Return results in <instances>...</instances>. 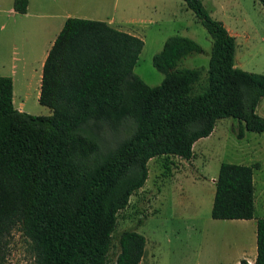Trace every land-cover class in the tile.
Masks as SVG:
<instances>
[{
	"label": "trees",
	"instance_id": "obj_1",
	"mask_svg": "<svg viewBox=\"0 0 264 264\" xmlns=\"http://www.w3.org/2000/svg\"><path fill=\"white\" fill-rule=\"evenodd\" d=\"M181 1L210 38L202 83V67H177L201 52L192 39L163 41L151 58L163 78L148 86L132 73L140 38L78 17L65 18L41 65L37 101L50 114L15 109L11 79L0 76V264L14 227L27 240L33 264H139L145 241L134 230L120 232L114 258L108 254L117 212L143 185L147 161L161 155L189 160L192 144L220 118L236 120V139L264 132V118L255 112L264 74L234 66L235 39L201 0ZM26 4L13 0L12 9L23 14ZM106 133L115 141L103 147ZM252 169L218 165L212 219L253 218ZM254 221V259L237 264H264V217Z\"/></svg>",
	"mask_w": 264,
	"mask_h": 264
},
{
	"label": "rangeland",
	"instance_id": "obj_2",
	"mask_svg": "<svg viewBox=\"0 0 264 264\" xmlns=\"http://www.w3.org/2000/svg\"><path fill=\"white\" fill-rule=\"evenodd\" d=\"M39 1H30V12L35 11ZM56 1L72 17L100 20L117 30L134 32L143 44L132 73L148 86L158 85L163 78L151 65V58L160 50L163 41L172 35L192 39L201 52L181 59L177 67H202L201 83L204 81L210 38L183 1ZM11 2L0 0V25H3L0 29V61L4 68H0V72L14 69L11 98L14 108L21 101L22 112L48 115L50 109L38 103L35 91L37 74L41 73V50L48 48L55 27L34 22L42 19L11 16L7 13ZM201 3L211 18L219 20L237 35L234 57L236 64H241L237 66L264 74V6L257 0H201ZM214 125L215 134L208 139H198L189 160L161 155L147 161L143 185L133 191L127 205L117 212L111 233L110 259L117 252L120 232L134 230L145 241L139 264H236L242 258L252 262L255 255L254 218L264 217V150L250 149L251 145L255 147L252 141L257 135L255 132L245 131L246 144L235 138L237 124L234 118H220ZM124 135L123 130L120 136ZM114 141L115 138L106 133L101 145L106 147ZM260 146L264 148V138L260 139ZM197 147L203 149L201 154ZM238 156H244L241 161L254 166L253 218L212 219L209 215L214 191L212 180L218 165L237 162ZM5 241V264H33L28 242L18 227L10 231Z\"/></svg>",
	"mask_w": 264,
	"mask_h": 264
},
{
	"label": "crops",
	"instance_id": "obj_3",
	"mask_svg": "<svg viewBox=\"0 0 264 264\" xmlns=\"http://www.w3.org/2000/svg\"><path fill=\"white\" fill-rule=\"evenodd\" d=\"M30 1L31 0H27L25 12L23 14H19V13L15 12L12 9V2H11V5L7 9V13L10 14L11 16H13V17L17 15V16H27V17H34L36 19H42V20H36L34 22L37 23V24L38 23L39 24H43L42 22H44V24L50 25L51 27H55V32H54L53 36L50 38V40L48 41V48H49L50 45H51V43H52V41H53V39H54V37L56 36V34L58 33V31L60 30V28H61V26H62L65 18L72 17V14H70L69 12H67L62 7H60V5L57 3L56 0H51V1H42V0H40L37 3V6L35 8V11L34 12H30L29 11ZM66 1L67 2H70L72 0H66ZM33 27L34 26H32V28ZM2 28H3V25H0V29H2ZM225 29L227 30V32L230 35H232L234 37V39H235V46H236V38H237V35L234 32H231L228 28L225 27ZM131 34L134 35V32H131ZM135 36H136V34H135ZM48 48L46 50H41V54H42L41 55V59L42 60H40V66L42 65L43 59L45 57V54H46ZM11 59H14V57H12ZM236 63H237V60L234 57L233 64H234L235 67L239 68L238 66L241 65V64H236ZM0 65H1L0 66L1 70H3L4 68L2 66L3 65L2 61H0ZM22 69H24V68H22ZM40 71H41V67H40ZM13 74H14V69H12V67L9 70H7V72H0V76H8V77H10L11 82H12V93H13ZM40 74H37V88H36V91H35L36 92L35 94L37 96H38V91H39ZM15 109H17L18 111H22V103H21V101H20V103L18 104V106ZM255 112H256V114H258L259 116H261V117L264 118V97H261L259 99V101L257 102V104L255 106ZM215 130H216V128H215V125H214L212 131L210 132V134L208 136L204 137V139H208L209 137L213 136V134H215V132H216ZM261 138H264V132H260V133H257V135H254V137H252V139H253L252 141H253L255 147H251L252 146L251 145L250 146V149L258 148L259 150H261V149L264 150V148H262L260 146V139ZM239 141H245L244 142L245 144L248 143V141L246 140V133L245 132H244L243 137L241 139H239ZM194 146H197V140L192 144V154H193V148H194ZM197 148H198L199 154H201L203 149L201 147H197ZM250 149H244L243 148V150H250ZM244 156H242V157H239V156L236 157L235 159H237V162H227V163L251 165L250 162H243V161H241V159ZM252 167H253V169H252V183L254 185V177H253L254 176V174H253L254 166H252ZM214 180H215V178H214ZM214 180H212L213 183H214ZM253 200H254V194H253ZM254 256H253V259H254Z\"/></svg>",
	"mask_w": 264,
	"mask_h": 264
}]
</instances>
